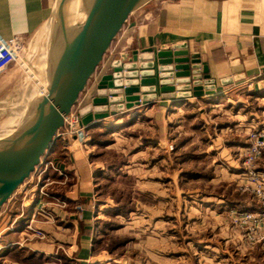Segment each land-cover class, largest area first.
Returning <instances> with one entry per match:
<instances>
[{"label": "rangeland", "instance_id": "obj_1", "mask_svg": "<svg viewBox=\"0 0 264 264\" xmlns=\"http://www.w3.org/2000/svg\"><path fill=\"white\" fill-rule=\"evenodd\" d=\"M49 32L50 28L28 52L17 54L18 85L0 99V135L24 116L28 97L46 93ZM97 78L91 80L89 90H94ZM88 93L87 88L77 109L91 102ZM213 103L171 116L170 142L161 141V130L148 124L146 116H128L117 125L116 119L99 121L82 143L56 138L49 156L16 191L8 209L13 202V211L20 215L26 204H36L35 220L45 216L50 225H58L45 214L46 208H65L54 198L63 197L71 181L65 180L64 173L59 178L55 161L66 164L64 153L76 157L89 153L97 217L130 219L121 230L128 238L120 236L114 248L110 241L115 257L124 256L134 264H264V249L247 236L252 227L238 220L243 211L257 214L264 207L257 195L258 191L264 195V182L258 178L264 175V147L252 167L246 166L247 149L256 137L262 136L264 144V99L235 87ZM104 141L107 146H102ZM121 221L125 222L117 223ZM26 232L27 238L33 235L32 242L51 241L30 223ZM129 239L131 245L123 249ZM24 256L21 250L5 259L0 253V264L57 263L52 258Z\"/></svg>", "mask_w": 264, "mask_h": 264}, {"label": "crops", "instance_id": "obj_2", "mask_svg": "<svg viewBox=\"0 0 264 264\" xmlns=\"http://www.w3.org/2000/svg\"><path fill=\"white\" fill-rule=\"evenodd\" d=\"M57 1L0 0V40L16 37L22 46L20 52H28L33 43L48 35ZM145 49L187 51L190 59L199 61L202 70L206 68L213 81V94L202 89L191 90L190 97L162 98L156 82L155 100L145 106L134 105L129 110L117 111L103 122L116 119L117 125L128 116L132 119L146 116L148 124L161 130L160 139L165 143L170 142L167 129L171 116L184 110H199L202 105L215 106L213 102L218 96L232 88L242 87L250 97L256 95L264 99V0H153L129 17L93 79L98 76L100 80L112 61L120 56L125 62L128 53L136 51L141 55ZM15 63L0 74V99L18 85ZM99 80L94 90H89V82L88 98L95 97ZM80 98L83 101L84 95ZM32 99L33 95L26 99L27 105ZM97 124L94 122L90 127ZM88 154L76 157L73 153H64L68 159L66 164L55 161L59 178L62 179L59 174L64 173L67 181H71L63 197H55L64 202L65 208L47 207L45 212L50 218L54 217L55 224L60 227L50 225L45 216L35 220L32 212L36 204H26V210L20 215L13 211L15 203L12 202L8 209L13 197L4 206L3 210L8 211L4 215L3 210L0 211V253L4 259L21 250L25 259L52 258L56 259L54 264H134L131 259L115 257L110 252V241L114 248L120 236L128 238L121 230L130 219L97 217L96 183ZM120 219L125 222L117 223ZM29 223L36 230L46 232L51 241L32 242L33 235L27 238ZM129 241H124L123 249L131 245Z\"/></svg>", "mask_w": 264, "mask_h": 264}, {"label": "water", "instance_id": "obj_3", "mask_svg": "<svg viewBox=\"0 0 264 264\" xmlns=\"http://www.w3.org/2000/svg\"><path fill=\"white\" fill-rule=\"evenodd\" d=\"M152 1H57L46 50V93L35 96L17 125L0 135V211L49 153L129 17ZM140 54L112 61L95 97L79 111L83 126L129 110L140 100H155L156 82L162 98L190 97L191 90L202 89L213 94L206 68L187 51L145 49Z\"/></svg>", "mask_w": 264, "mask_h": 264}, {"label": "built area", "instance_id": "obj_4", "mask_svg": "<svg viewBox=\"0 0 264 264\" xmlns=\"http://www.w3.org/2000/svg\"><path fill=\"white\" fill-rule=\"evenodd\" d=\"M22 46L19 42V40L16 37H13L8 40H0V74H2L10 64L13 62L17 61V54L20 52ZM111 49V48H110ZM110 49L108 51L110 55ZM107 53V54H108ZM106 54V55H107ZM120 56V55H118ZM139 56V54H138ZM121 57V56H120ZM125 58V57H123ZM105 59V57H104ZM121 60V58L119 59ZM104 62V60H103ZM102 66V65H101ZM81 99V98H80ZM80 103V100L78 102V105ZM149 102H142L141 100L139 101L137 106H145ZM77 105V107H78ZM75 107L71 114L65 118L64 121V127L58 131L56 138H62L63 140H67L68 142L70 141H81L80 143L83 142V140H89V137L87 136V131L86 127L83 126L81 121H82V116L79 114V109ZM262 137V136H261ZM261 137H256V140L253 142L251 145V148L247 149V161H246V166L248 168L252 167L253 162L256 160L261 155L262 149L264 147V144L261 140ZM49 156V153H46L42 160L40 161V164L38 167H40L43 163V161ZM46 164H51V162H46ZM37 167V168H38ZM46 167V166H45ZM35 169V171L37 170ZM34 171V172H35ZM97 173V172H96ZM61 176V174H59ZM39 178V176H38ZM64 178L66 180V176L64 175ZM261 179L262 182H264V175L258 177ZM258 197L261 198V201L264 203V195L261 197L260 192H257ZM54 201L57 204H61L64 206V202L54 198ZM56 204V205H57ZM40 215V214H39ZM35 217V216H34ZM238 220L244 224L248 225L249 227H252L253 231L248 232V239L253 242L254 244L260 245L264 249V207H261L259 212L256 213H251L249 211H243L240 214V217H238ZM28 230H31L30 227H27Z\"/></svg>", "mask_w": 264, "mask_h": 264}, {"label": "trees", "instance_id": "obj_5", "mask_svg": "<svg viewBox=\"0 0 264 264\" xmlns=\"http://www.w3.org/2000/svg\"><path fill=\"white\" fill-rule=\"evenodd\" d=\"M91 125H89V126H87L86 127V131H89V129H92V128H95V127H90ZM102 144V146H107L108 144H107V141H104L103 143H101ZM58 198H62V197H60V196H58Z\"/></svg>", "mask_w": 264, "mask_h": 264}]
</instances>
